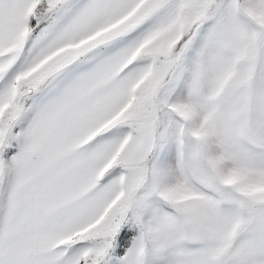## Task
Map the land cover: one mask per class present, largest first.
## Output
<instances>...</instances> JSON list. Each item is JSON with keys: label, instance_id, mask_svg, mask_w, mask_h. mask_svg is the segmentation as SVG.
Segmentation results:
<instances>
[{"label": "snow or ice", "instance_id": "snow-or-ice-1", "mask_svg": "<svg viewBox=\"0 0 264 264\" xmlns=\"http://www.w3.org/2000/svg\"><path fill=\"white\" fill-rule=\"evenodd\" d=\"M0 264H264V0H0Z\"/></svg>", "mask_w": 264, "mask_h": 264}]
</instances>
